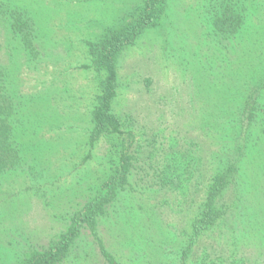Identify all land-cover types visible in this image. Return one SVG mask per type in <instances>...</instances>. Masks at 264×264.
Masks as SVG:
<instances>
[{"label":"rangeland","instance_id":"obj_1","mask_svg":"<svg viewBox=\"0 0 264 264\" xmlns=\"http://www.w3.org/2000/svg\"><path fill=\"white\" fill-rule=\"evenodd\" d=\"M213 1L167 0L158 23L121 48L112 110L122 133L91 142L104 72L89 45L145 0H0V69L19 104L12 137L29 166L0 174V264H26L57 243L122 154L127 182L55 264H107L101 246L118 264H179L210 178L243 137L237 183L219 199L230 210L188 263L264 264L263 0H242L247 25L231 38L213 29ZM14 8L34 23L36 57L12 32Z\"/></svg>","mask_w":264,"mask_h":264},{"label":"trees","instance_id":"obj_2","mask_svg":"<svg viewBox=\"0 0 264 264\" xmlns=\"http://www.w3.org/2000/svg\"><path fill=\"white\" fill-rule=\"evenodd\" d=\"M166 2L167 0H145L143 8L132 20L120 29L109 31L99 42L89 45V51L94 57V67L104 72L101 90L97 95V102L91 111L93 123L91 142L101 133H122L120 117L112 110V101L116 96L117 85V54L124 45L133 43L145 27L158 23L165 13ZM262 5L264 6V0ZM210 7L214 11L213 29L217 34L222 35L223 38L235 37L247 25L249 11L245 1L214 0L213 5ZM9 16L12 32L20 37L28 54L32 58L36 57L38 52L33 41L34 23L31 17L21 9L15 8L9 11ZM5 78L6 73L0 69V174L11 170L18 171L29 168L27 163L22 160L19 148L12 137L11 117L17 112L19 104L8 92ZM249 115H252L251 111ZM249 117L252 118V116ZM246 143L244 137L239 142H236L234 147L238 156L228 157L225 168L216 172L210 178L198 212L191 222L190 238L182 250L175 255L179 264H189V253L200 235L219 224L227 216L230 210L229 206L226 204L225 208L219 202V199L226 191V188L237 183L238 179L235 177L237 163L244 157L242 149ZM224 161L226 164V159ZM129 166L128 156L122 154L119 167L102 183L99 191L74 212L71 217V228L62 234L57 243L51 245L44 252L32 256L26 264H55L61 260L79 232V227L87 224L93 228L96 225L98 215L103 214L105 207L115 199L118 188L127 182V175L130 171ZM163 180L162 178L161 185L167 183L166 180H164L166 183ZM175 181L174 178L170 180L171 183H175ZM172 185L175 184L172 183ZM100 250L107 264H118L113 255L105 251L102 246Z\"/></svg>","mask_w":264,"mask_h":264}]
</instances>
